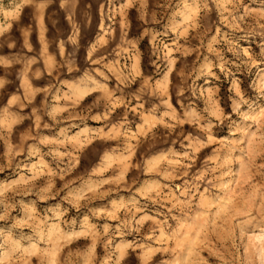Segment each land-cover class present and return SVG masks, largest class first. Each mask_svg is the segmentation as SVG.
Instances as JSON below:
<instances>
[{
  "label": "rangeland",
  "instance_id": "obj_1",
  "mask_svg": "<svg viewBox=\"0 0 264 264\" xmlns=\"http://www.w3.org/2000/svg\"><path fill=\"white\" fill-rule=\"evenodd\" d=\"M0 264H264V0H0Z\"/></svg>",
  "mask_w": 264,
  "mask_h": 264
}]
</instances>
